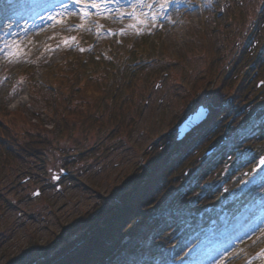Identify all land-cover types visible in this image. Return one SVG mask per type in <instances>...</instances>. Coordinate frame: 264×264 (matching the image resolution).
Wrapping results in <instances>:
<instances>
[{
    "label": "rangeland",
    "instance_id": "obj_1",
    "mask_svg": "<svg viewBox=\"0 0 264 264\" xmlns=\"http://www.w3.org/2000/svg\"><path fill=\"white\" fill-rule=\"evenodd\" d=\"M27 2L12 7L0 27V114L8 115L19 141L42 134L51 143L39 155L0 161V264L37 261L47 243L69 235L67 228L78 217L96 213L111 200L144 161L143 151L174 119L207 107L211 97L206 91L228 72L236 50L255 33V19L264 10V0H75L74 9L68 0ZM257 34L264 41V30ZM99 49L101 65L111 66L109 82L117 86V95L112 101L113 92L107 89L92 112L105 121L122 103L130 106L125 122L134 119L135 124L128 137L113 136L109 127L89 130L84 140L67 147V155L58 135L61 110L55 90L41 81L42 74L57 64L75 65L77 51ZM247 64L238 69L244 71ZM136 70L137 82L128 83ZM201 77L212 87L204 85L191 96ZM62 163L67 166L64 172L60 167L50 170L52 164ZM239 172L213 186L217 192L210 194L212 202L220 204L223 196L218 199V192L224 187L227 196L247 191L264 172V163L254 174L246 165ZM249 200L253 208H261L255 228L235 239L224 251L225 258L215 254L210 264H264V186ZM204 223L194 241L177 252L175 264H189L179 261L197 257L214 242L205 239Z\"/></svg>",
    "mask_w": 264,
    "mask_h": 264
},
{
    "label": "trees",
    "instance_id": "obj_2",
    "mask_svg": "<svg viewBox=\"0 0 264 264\" xmlns=\"http://www.w3.org/2000/svg\"><path fill=\"white\" fill-rule=\"evenodd\" d=\"M19 3L27 5L28 2L0 0V27L12 7ZM255 22V33L238 47L232 65L216 87L209 90L212 84L205 77L195 84L191 96L200 87L208 86L205 95L211 101L207 104L206 117L181 137L175 133V127L183 118L174 119L167 131L143 151L144 161L134 168L119 192L96 213L78 217L67 228L69 235L63 241L47 243L42 248L43 256L30 264H175L177 252L194 241L198 224L209 217L217 220L223 215L222 210L232 213L229 224L234 225L222 245L244 231L251 222L250 216L244 215L238 220L232 215L252 196L255 187L263 183L264 172L247 191L227 196V187L220 189L218 195L226 196L224 203L212 202L210 194L217 192L216 183L240 173L241 166L246 165L251 171L252 162L264 152V82L258 87L264 78V41L260 42L257 34L264 30V10ZM143 44L147 45V41ZM135 48L143 50V47ZM98 54L78 51L74 53L78 57L75 65L57 64L42 74L41 81L55 90L56 105L61 110L58 135L64 144L62 152L67 155V147L84 140L89 130L109 127L113 136L128 137L135 124L134 119L125 122V110L130 106L122 103L110 111L105 121L94 116L92 109L101 103L107 89L113 92L112 101L117 95V86L109 82L111 66L101 65L104 59ZM245 62H248L245 70L238 69ZM252 68L255 70L251 71ZM101 71H105L102 77L98 75ZM138 75L134 71L128 83L137 82ZM103 81L109 83L103 84ZM131 84L128 89L132 88ZM73 101L80 106H72ZM39 127L47 129L43 125ZM50 143L42 134L19 141L8 115L0 114V154L3 156L0 161L9 163L16 156L39 155ZM84 151L79 155L83 156ZM65 163L52 164L50 170L60 167L64 172ZM222 245L209 246L202 260L195 264H207Z\"/></svg>",
    "mask_w": 264,
    "mask_h": 264
},
{
    "label": "water",
    "instance_id": "obj_3",
    "mask_svg": "<svg viewBox=\"0 0 264 264\" xmlns=\"http://www.w3.org/2000/svg\"><path fill=\"white\" fill-rule=\"evenodd\" d=\"M208 108H200L194 113L189 114L182 120V122L178 125L177 132L179 136H182L187 130H189L194 124L199 122L206 116ZM264 161V160H262Z\"/></svg>",
    "mask_w": 264,
    "mask_h": 264
},
{
    "label": "snow or ice",
    "instance_id": "obj_4",
    "mask_svg": "<svg viewBox=\"0 0 264 264\" xmlns=\"http://www.w3.org/2000/svg\"><path fill=\"white\" fill-rule=\"evenodd\" d=\"M261 163H264V161H261Z\"/></svg>",
    "mask_w": 264,
    "mask_h": 264
},
{
    "label": "bare ground",
    "instance_id": "obj_5",
    "mask_svg": "<svg viewBox=\"0 0 264 264\" xmlns=\"http://www.w3.org/2000/svg\"><path fill=\"white\" fill-rule=\"evenodd\" d=\"M21 100V98H19Z\"/></svg>",
    "mask_w": 264,
    "mask_h": 264
}]
</instances>
